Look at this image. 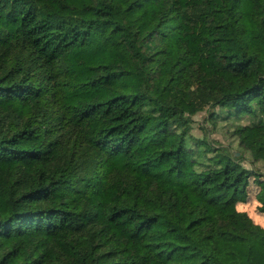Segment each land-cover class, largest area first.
Instances as JSON below:
<instances>
[{
	"label": "trees",
	"instance_id": "1",
	"mask_svg": "<svg viewBox=\"0 0 264 264\" xmlns=\"http://www.w3.org/2000/svg\"><path fill=\"white\" fill-rule=\"evenodd\" d=\"M245 153L264 0H0V264H264Z\"/></svg>",
	"mask_w": 264,
	"mask_h": 264
},
{
	"label": "rangeland",
	"instance_id": "2",
	"mask_svg": "<svg viewBox=\"0 0 264 264\" xmlns=\"http://www.w3.org/2000/svg\"><path fill=\"white\" fill-rule=\"evenodd\" d=\"M210 112V108H208L207 110H203L194 116L193 133L197 137H207L214 145H230L231 148L236 151V154L240 155L241 152L238 141L231 136L232 130H228V128L224 127L223 122L216 123L210 120L208 118ZM245 155L246 160L244 161V164L246 167H248L255 174L264 173V168L261 163L253 165V163L249 160V155L247 153H245ZM258 179L259 177L257 174L251 179L249 198L245 202L238 203L237 208L241 211L247 212L256 223L264 226V215L260 212V203L256 199L258 192Z\"/></svg>",
	"mask_w": 264,
	"mask_h": 264
}]
</instances>
